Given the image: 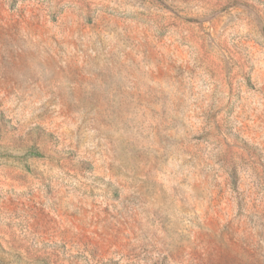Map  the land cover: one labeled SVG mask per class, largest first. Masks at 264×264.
<instances>
[{"label": "rangeland", "instance_id": "rangeland-1", "mask_svg": "<svg viewBox=\"0 0 264 264\" xmlns=\"http://www.w3.org/2000/svg\"><path fill=\"white\" fill-rule=\"evenodd\" d=\"M0 264H264V0H0Z\"/></svg>", "mask_w": 264, "mask_h": 264}]
</instances>
